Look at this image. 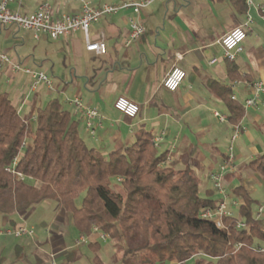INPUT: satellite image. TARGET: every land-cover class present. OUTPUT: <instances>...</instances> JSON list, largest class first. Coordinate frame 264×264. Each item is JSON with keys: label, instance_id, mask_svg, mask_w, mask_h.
<instances>
[{"label": "crops", "instance_id": "0c3cea01", "mask_svg": "<svg viewBox=\"0 0 264 264\" xmlns=\"http://www.w3.org/2000/svg\"><path fill=\"white\" fill-rule=\"evenodd\" d=\"M84 1L98 6L122 0H14L10 6L30 13L47 2L56 14L76 13ZM246 4L248 9L243 13L241 5L233 0H158L137 16L145 32L130 45L125 42L131 32L130 19L136 16L132 9L123 10L91 26L90 38L105 41V54L89 51L82 31L54 40L46 35L36 39L31 31L15 26L0 27V37L4 36L0 53H6L14 63L58 76V92L63 98L55 94L56 89L51 91L45 86L30 92V77L23 72L13 73L10 64L0 69V75H5L8 83L15 86L12 94L8 93L21 115L31 116L36 108L59 97L63 107L80 120L81 134L88 146L104 154L133 144L141 132L161 137L157 148L168 153V164L176 169L190 166L205 185V193L214 191L211 173L219 169L233 144L235 168L226 173L225 186L236 197L234 187L243 185L256 200L253 205L256 214L258 203L264 201V176L255 173L249 162L264 154V95L255 107L246 106L245 100L252 95L247 82L264 80V12L261 10L264 0H252L251 5L246 0ZM247 13L253 17L252 30L236 60L230 61L220 39L241 25ZM31 37L39 42L38 46H28ZM213 59L216 61L212 62ZM229 62L237 65L246 78L232 80ZM174 67L183 69L186 77L177 90L171 91L163 86V80ZM218 86L231 87L232 95L237 97L233 100L244 108L239 123L241 132L234 143L232 136L237 124L221 121L215 115L219 112L229 118L230 112L218 94ZM4 91L0 89V93ZM121 96L140 106L136 117L126 116L115 108ZM74 97L99 109L102 125L95 128L94 134L86 129L81 115L73 114L67 99ZM27 179L38 183L31 177ZM255 194L261 197H254ZM40 203L49 211L45 214L51 215L49 221L40 217V230L31 221L38 211L36 205L24 215L0 216V231L22 223L35 229L33 237L0 233V264H53V261L72 264L80 258L77 241L82 235L72 216L56 201ZM231 209L239 216V206ZM68 221L78 231L73 245H68L65 237ZM94 236L98 234L92 233L86 243H100V238L93 241Z\"/></svg>", "mask_w": 264, "mask_h": 264}, {"label": "trees", "instance_id": "16d2710c", "mask_svg": "<svg viewBox=\"0 0 264 264\" xmlns=\"http://www.w3.org/2000/svg\"><path fill=\"white\" fill-rule=\"evenodd\" d=\"M233 2L247 12L246 0ZM228 73L232 80L246 78L233 62ZM232 91L218 86L230 110L228 121L235 125L245 112ZM33 115L34 121L32 115L24 117L10 94L0 93V216L24 215L44 200L56 201L81 235L90 236L94 227L109 235L123 251L117 264H264V224L256 219V200L243 185L233 189L241 201L239 216L226 217L219 227L200 216L217 204L214 191L202 195L190 166L168 164V153L160 152L151 133L141 132L133 144L104 154L88 146L80 120L59 97ZM20 152L16 171L38 183L9 170ZM249 167L264 176V154ZM116 178L122 190L115 188ZM238 221L245 227L238 228ZM89 245L95 252L101 248L99 242ZM93 260L104 264L98 255Z\"/></svg>", "mask_w": 264, "mask_h": 264}, {"label": "built area", "instance_id": "2783aa9c", "mask_svg": "<svg viewBox=\"0 0 264 264\" xmlns=\"http://www.w3.org/2000/svg\"><path fill=\"white\" fill-rule=\"evenodd\" d=\"M14 0H0V27L15 26L20 30L31 31L36 39H40L42 35H46L51 39H58L61 36L70 34L76 31H82L86 38V47L89 51H94L97 54L106 53V43L104 40H92L90 38V29L93 23L114 15L123 10L132 9L136 17L130 19L131 32L126 40V45H130L137 40L145 32V28L137 16L140 15L143 9L149 7L158 0H122L114 3H104L101 5H93L90 1H84L81 10L76 13H61L56 14L50 3L43 2L38 8L30 13H22L11 8V3ZM248 4H252V0H248ZM264 12V6L261 7ZM264 20V15H263ZM253 17L247 13L244 22L225 33L220 43L225 49L226 57L230 61H235L239 53L243 50V42L246 40L248 33L252 30ZM213 59L212 62H215ZM5 64L11 65L13 73L23 72L30 77L29 91H36L40 86H45L49 90H54V83L50 75L43 70H35L21 63H14L6 53H0V69ZM186 77V72L179 68H172L163 80V86L168 90H177ZM239 82H235L237 84ZM248 87L252 91V95L246 98L245 105L255 107L260 102V98L264 95V80H256L247 82ZM29 92V93H30ZM28 96V94H27ZM26 96V98H27ZM236 95H232V99H236ZM67 102L73 107L74 115H81L86 129L94 134L95 128L102 125V115L97 107L86 104L80 97L67 99ZM115 108L129 117H136L140 111V106L131 99L121 96L115 102ZM215 115L221 120L226 121L228 117L219 112ZM35 115H32L31 120H35ZM241 132L239 124L235 125V131L232 136V142L238 138ZM161 137H155V145H159ZM27 146L24 141L22 148ZM21 152L15 157L13 166L9 170L14 173L17 178L24 180L26 177L22 172L16 171L15 166L18 162ZM236 154L233 144L229 146L226 155L216 171L211 173L210 179L213 182L220 194V198L215 206L204 208L200 216L202 218L214 221L217 226H225V218L234 216L231 207H238L240 200L233 197L230 190L225 186L226 173L235 168ZM255 217L257 220L264 222V201L259 203L256 209ZM238 228H244L245 223L238 221ZM1 234H13L17 237L34 236L35 229L26 223H22L14 228H8L0 231ZM93 233H97L102 240H107L109 235L102 233L98 228H93ZM88 236L82 235L77 241V245L87 242ZM264 250V247L262 248ZM53 264H57L53 261Z\"/></svg>", "mask_w": 264, "mask_h": 264}, {"label": "rangeland", "instance_id": "374dc122", "mask_svg": "<svg viewBox=\"0 0 264 264\" xmlns=\"http://www.w3.org/2000/svg\"><path fill=\"white\" fill-rule=\"evenodd\" d=\"M2 38V39H1ZM4 40V36L0 37V47L2 48V42ZM28 46L30 47H33V46H38V43L36 40H34L32 37L29 38V41H28ZM51 44H55L54 41H50ZM45 68V67H44ZM46 69V68H45ZM57 71V70H55ZM52 77V81L54 83V88L56 89L55 91V94H58L59 97L61 98L62 100V94H60V92H58V85H59V77L58 76H51ZM15 86H13L11 83L9 84L8 83V79L5 77V75L1 76L0 77V89H3L7 92H10V94H12V90ZM64 94V93H63ZM12 96V95H11ZM48 100V99H47ZM46 100V101H47ZM27 179V178H26ZM113 182H114V186L116 189L118 190H122L121 188V185L119 184V180L116 179H113ZM200 193L202 195H205V185L204 184H201L200 185ZM215 199H219L220 198V195H219V192L216 188H214V192H213V195H212ZM254 197H258L260 198L261 196L258 195V194H255ZM77 204L80 206L81 205V198H79L77 200ZM37 208H38V211L36 213V215H34L31 219L32 222L35 223L36 227L40 230L41 229V224H39V221H40V217L41 216H44V219H46L45 221H49L50 220V217L51 215L48 217V215H46L45 213H49L48 210L45 209V207H43V205L38 204L36 205ZM53 209V207H52ZM68 216H71L69 213H68ZM71 218V217H70ZM261 224H264L263 220H258ZM65 228V237H66V240L68 242V245H73L74 244V241L75 239L77 238L78 236V231L77 229L70 223V221H68L67 225L64 227ZM3 229V227H2ZM100 238L99 235L98 237L94 236L93 237V241L95 239H98ZM92 241V239H90ZM100 243H101V250H99L98 252H95L94 250H92L90 248V245L88 243H82V245H79L78 248H77V251L80 252L81 256L80 258H77L75 259L72 264H95L94 262V257L96 255H100L101 259L106 263V264H117V262L120 260L121 257H119L118 253L121 254V256L123 255V251H119L118 248H116V246H114V241L110 238H108L107 240H102V239H99ZM89 242V241H88ZM114 246V248L112 247ZM113 248V249H112ZM166 264H171V263H166Z\"/></svg>", "mask_w": 264, "mask_h": 264}]
</instances>
